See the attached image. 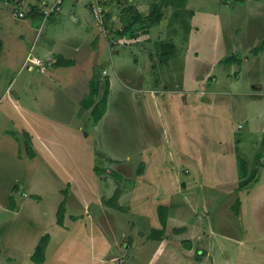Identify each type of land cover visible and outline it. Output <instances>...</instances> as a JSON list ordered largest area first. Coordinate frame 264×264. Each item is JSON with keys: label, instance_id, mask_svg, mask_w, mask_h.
<instances>
[{"label": "crops", "instance_id": "0c3cea01", "mask_svg": "<svg viewBox=\"0 0 264 264\" xmlns=\"http://www.w3.org/2000/svg\"><path fill=\"white\" fill-rule=\"evenodd\" d=\"M11 1L8 2V6H11L9 9L3 8L6 6L5 2L0 1L3 3V7L0 6V36L3 41L0 60L3 62L2 69H15L18 74L22 68L27 67L29 72L21 84L23 91L30 92L32 96L29 94L21 98L8 96L0 102V107L5 105L7 111L3 114L4 123H8V126L7 124L2 126L3 135L7 137L0 140L3 142L0 147L5 148L10 157L16 160L30 159L31 166L28 168V180H24L22 185L18 182L13 185V188L16 186V190L12 189L15 193L11 194L15 196L18 207L8 208L11 194L5 202L0 201V227L2 210L9 212L10 222L7 224L10 232L15 235L14 238L8 237L6 240L0 232V241L4 239V245L0 244V264H62L64 256L70 250L78 252L76 249L82 247L83 240L87 249L79 251L78 254L89 250L92 264L98 262L118 264L115 257L106 258L112 248L111 240L113 244L114 242L110 238V231L106 232L100 224L114 231L112 226L117 227L118 219L129 218L136 224L131 223L128 235L132 240L133 237L136 239L140 236L138 243L136 241L132 243L133 252L136 253L137 248L140 252L144 247L149 248L147 258H142L143 254L139 252L138 257L129 258L128 264H139L140 262H136L139 259L144 264H237V250L247 251L250 257L251 253L260 254L256 248V241L260 240L264 244V234L260 237L255 233L248 235L249 229L253 231V226L245 223L250 220L249 217L252 218L249 214L252 205L261 201L257 200L256 195L264 186V112L257 116H262L261 123H257L258 118L255 115L251 116L252 127L245 125L243 131H240L243 124L239 123L236 135L229 134L230 131L225 126H222L215 135L213 123L200 134L201 143L205 141L212 143L218 150H216L218 157L229 159L235 168L236 179L226 189L236 191L235 198L239 199L240 204L238 212L233 210V215L229 212V204L227 210L231 216L236 215V220L241 222V225L239 222L236 224L237 229L241 228L240 232L236 231V236L218 235L214 231L216 228L201 223L203 222L201 217V224L197 227L196 220L190 221L188 217L187 223L185 221L187 215L185 217L179 215L180 211L190 212L186 208L190 202L186 201V197H182V193L177 189L179 180L182 179V170L197 173L201 171L206 174L205 178L202 177L204 186L200 188L198 184L197 192L203 187L210 188L205 167V153L208 148L203 150L201 148L200 156L197 157L186 146V143H191L193 139L192 117L199 114L207 116L210 112H206V109L208 110L213 102L218 106L217 99L219 101L227 99L226 92L230 90L210 89L206 86V77H213L212 67L222 56L210 49L218 46V43L225 45V42L224 39L216 37H211L212 40L193 38L192 31L200 27L206 29V24L196 21L199 10L191 5V0H184L182 4L183 16L179 19L186 17L184 23L168 21L165 18L166 14L159 22L149 23L138 19L137 13L142 15L148 12L152 0H106L108 11L104 24L94 19L89 0H64L59 11L49 17L39 16L42 18L41 26L34 25L32 22L35 18L29 14L16 19L11 9L15 4L19 10L25 9L28 12L37 0H23L24 7L20 5L21 0ZM135 17L138 21L133 22L136 20ZM214 18L213 30L220 21L217 16ZM42 26L45 34L43 31L40 32ZM4 27L9 34L14 29V40L5 38ZM208 41H212L213 44L208 52L202 54L198 47ZM166 43L173 44L174 48L167 46ZM151 46L157 49L155 57L150 55ZM57 55L74 60V63L56 65L53 62L56 61ZM30 57L41 58V62L36 63L29 59ZM101 70L102 72L105 70L106 73L100 75ZM94 72L100 75V94L105 75L110 79L106 109L96 122L92 119L90 109H84L80 104L90 91V79ZM163 78H170L172 82L168 83ZM233 80H236V77ZM115 82L119 84L121 103L112 101ZM253 83L252 89L237 91L236 80L235 93L255 98L258 105L262 106L264 93L260 91L264 88L258 81L254 80ZM129 92L133 98L131 102ZM49 94L58 100L51 103L52 108L60 109L55 113L56 116L49 112L50 103H45L46 106L43 103L39 104L42 95L52 102V99L48 98ZM131 105L135 109L132 113L126 112L125 117L132 114L139 116L130 122L125 120L128 123L126 126L133 127L130 130L125 127L123 130L134 133L135 137H142L136 155L123 152L125 149L119 151L113 140L101 144L102 138L98 140L95 131V128L102 124H107L109 130H115L117 121L123 119L121 113L123 115ZM225 107L227 114L234 113V105L228 103ZM169 111L170 114H167ZM70 116L76 120H67ZM225 121L228 124V118H225ZM24 132L30 134L35 151L34 157L26 154ZM182 140L184 148H178L176 143ZM79 155L89 158L91 169L94 171L91 177L86 176L84 169L77 164L76 158L79 159ZM238 155L244 157L248 163V173L244 178L239 176ZM97 158L110 165L96 164ZM191 162L195 166L188 165ZM140 164H143V170L137 174L135 167ZM96 169H100L101 172L98 173ZM110 170L132 181L131 186H126L130 185L129 182L114 177L109 173ZM48 174L55 175L59 180L56 183L57 193L53 196L55 202L52 206L55 222L58 206L64 198L62 189L66 188L68 191L64 225L56 222L53 229L39 227L40 230L34 237L21 241L17 234L21 230L16 228V223L26 224L25 219L31 222L34 218L40 222L44 219L43 207L46 198L44 188L49 184ZM184 176L190 177V174ZM95 196H100L98 202L93 200ZM159 204L168 206L166 231L160 238H150L152 229L162 228L157 211ZM93 206L98 213L105 215L102 216L100 223L94 222L93 215L96 217L97 214ZM244 209L245 212L248 211V216L244 214ZM209 211L207 203L204 202L200 216L209 214ZM72 215L78 218L72 219ZM113 216L116 217L114 222H103V218L111 220ZM181 218V223L176 225L177 219ZM94 224L101 233L99 237L90 235L88 230L90 225ZM173 227L179 230L175 232L170 230L174 229ZM46 232L50 234V239L45 249V260L35 262L31 259V254L40 237ZM256 233L262 234V231ZM220 236L222 238H219ZM98 238L104 242L99 253L96 252ZM214 240L222 245L228 243L229 246L220 247L221 252L217 253L212 248L215 245ZM232 245L236 248L233 249ZM228 249H233L235 256L230 254L226 256ZM127 259H123L120 264ZM68 264H73V261H69Z\"/></svg>", "mask_w": 264, "mask_h": 264}, {"label": "rangeland", "instance_id": "374dc122", "mask_svg": "<svg viewBox=\"0 0 264 264\" xmlns=\"http://www.w3.org/2000/svg\"><path fill=\"white\" fill-rule=\"evenodd\" d=\"M5 2L4 4L6 6L3 7V3L0 2V6L9 9L11 6H8V2H12L11 0H0ZM22 4L21 6H25V1L21 0ZM153 2H165V0H152ZM177 4L174 3H168L164 6L163 11L164 14H166L165 18L171 20L172 22L176 23H184L185 18L179 19L181 16H183V10H182V3L177 0ZM39 2L37 0L36 4ZM163 2V3H164ZM191 5L194 6L199 10L198 18L196 19L197 22L200 24H206V29L204 27H200L199 29H194L192 31L193 38L195 40L206 38V40H212L213 38H218L223 40L225 42V45L223 43H218V46H216L213 49H210L213 42L208 41L205 45L199 46L198 49H200L201 53L204 54L210 50L217 51V53L221 54V59L216 62L215 66L212 67L213 77L215 78H208L206 77L205 83L206 86L210 89H230L227 90L226 96L227 99L220 100L217 99L218 106L212 103L211 107L206 109V112H210L207 116L203 114L196 115L192 117L191 125H192V134L193 139L191 140V143H186L187 148L191 149V153L195 156H200L201 148L202 150L205 148L207 149V152L205 153V164H206V173H207V181L210 183V188L203 187L201 191L197 192L196 186L199 184L198 187H202L203 185V178H205V173L199 171L197 172H191L187 170H182V179L179 180V185L177 189L179 192L182 193V197H186V201L190 202V204L187 205V210L190 212L185 213L184 211H180L179 215L185 218V221L188 223V217L189 220H196V226L199 227L201 223L203 225L210 224L217 234H228L236 236V231L240 232V229H237L236 224L239 222L241 225V222L237 219L236 215L231 216L230 214H234V203L236 200V191L232 192L233 190H227L226 188H229L230 185L234 183L235 178V168L231 164L232 161H230L227 158H219L218 154L216 152V147L212 145V143H208L205 141V143H201V136L203 129L206 128L208 125H213V130L215 135H217V131L221 129L222 126H225L230 132L234 133L236 135V129H238V124L242 123L243 127L240 129V131H243L245 129V125H249V127H252V120L251 116H258L260 112H264V100L261 103L262 106L258 105V102L255 100V98H247L245 95H238L236 94V80H237V91H244L245 89H252L253 82L258 81L260 84H262L264 88V49L260 51L258 54H252L251 48L255 45H257L260 40L264 37V0H191ZM12 5V4H10ZM14 6V7H13ZM12 11L14 12V17L16 19H21L25 16H28V12L25 9H18V5H13ZM38 6V4H37ZM9 7V8H8ZM40 11L41 17H49L45 16L40 8L38 7ZM108 9V7H107ZM18 10L23 12V16H20V13L18 14ZM10 11V10H9ZM108 11V10H107ZM55 13V12H54ZM186 12V16H187ZM214 16H217L220 18V21L217 22V28L213 30L212 25H215ZM39 19V20H38ZM41 19L42 18H35L33 19V24H38L41 26ZM29 20V18H28ZM198 27V26H197ZM6 27H4L3 34L5 38H10L11 40H14V29L12 30V33L9 34L8 30H5ZM209 28V29H207ZM43 31V34H45V30L43 29V26L40 29V32ZM183 31V30H182ZM42 34V35H43ZM182 34V33H181ZM184 35V34H182ZM153 43V40L151 41ZM12 42H10L11 44ZM26 45L27 42H25ZM236 45L238 47H236ZM136 46V45H133ZM118 49V46H116ZM125 47H121V49H124ZM152 48V46H151ZM152 48V55L155 57L157 55V49ZM161 52V50H160ZM230 54H237L240 57H242L243 61H241L239 64H230L225 63L223 61V58L225 56H228ZM247 56V57H246ZM249 56V57H248ZM162 57V54H161ZM32 57H30L31 59ZM214 58V57H212ZM245 58V59H244ZM175 63H172L174 65ZM3 62L0 60V102L2 99L6 97H12V98H21L25 97L28 94L30 96V92H24L23 91V85L21 84L26 77V73L29 72L27 67L21 69V72L19 74L14 69H2ZM104 73L105 70L103 71ZM102 70L99 71V74L102 75ZM235 72V73H234ZM113 74V73H112ZM228 76V77H227ZM65 77V76H64ZM63 77V78H64ZM229 77L231 79H229ZM236 77V80H233V78ZM164 81L170 83V78L165 79ZM172 80V79H171ZM21 84V85H20ZM219 89V90H223ZM28 90V88L26 89ZM113 90H115L113 94L112 101L117 102L120 101V98L122 96L121 92L119 90V84L115 82V85L113 86ZM24 92V94H23ZM119 92V94H118ZM264 93V90L260 91ZM245 96V97H244ZM130 102L133 101V98L131 96V92H129L128 95ZM135 97V95H134ZM49 99H52V102H50L45 95L41 96V99H39V104L50 103L48 108L50 107L49 112L55 113L59 112L60 109L56 107H51L54 102H57L58 100L54 98V95L49 94ZM222 98V97H218ZM117 99V100H115ZM207 103L208 100L206 99ZM130 102L128 103L130 105ZM231 103L234 105V113H228L227 109L225 107V104ZM6 104V103H5ZM47 105V104H46ZM45 105V106H46ZM118 105V104H117ZM113 107H115L113 105ZM135 109L134 106L131 105L130 108L126 109L125 112L121 113V120H118L115 124V130H109L107 124H102L101 126H97L95 128L96 131V138L99 140L101 139V144H105L107 141L113 140L114 145L119 149V151L123 152H129L132 155H136L137 153V146L140 143L139 141L142 140L141 136L135 137L134 133L125 132L123 129L127 127V130H130L133 126H126L128 123L126 121H132L136 118H138V114H132L130 116H126V112L132 113ZM217 109V110H216ZM5 105H2L0 107V140L6 139L5 135H3V129L2 126L8 123H4V116L3 114L6 113ZM197 113V112H196ZM170 114V111L167 113ZM195 114V111L193 110V115ZM243 115V116H242ZM56 116V115H55ZM225 118H228V124L225 121ZM257 123H261L262 116L257 117ZM215 119V120H213ZM67 120L75 121L76 119L73 118V116H70ZM126 120V121H125ZM10 128H15L13 126H10ZM106 130V131H105ZM3 142L0 141V145H2ZM247 145V144H246ZM176 146L178 148H184V141H177ZM212 146V147H211ZM218 151V150H217ZM77 164L81 165V167L85 171V175L88 177H91L94 174V171L91 169L89 158L85 155H79V159L76 158ZM100 164L101 166L104 165H110V163L105 162L104 160H100L99 158L96 159V164ZM190 166H195L193 162L189 163ZM31 166V160L25 159L24 161H19L18 159H14L13 157H10L9 153L5 150V148L0 147V201L5 202L7 200L8 196L13 192L12 189L15 182L24 184V180H28V168ZM139 166L136 165L135 170L137 172ZM190 174V177H186L184 175ZM203 177V178H202ZM263 178V177H261ZM48 183L49 184H56L59 182V180L56 178L55 175L48 174ZM263 180V179H262ZM101 182V181H100ZM102 183V182H101ZM130 183V182H129ZM128 183V184H129ZM47 184L46 188H44V191L46 193L45 198V204L43 207V215L44 219L42 222L37 221V219L34 218V221H28L26 220V224L22 223H16V228L20 229V233L18 234V238L21 241L30 239L31 237H34L37 232H39L40 228L48 227L50 229H53L55 226V213L53 209V204L55 202V199L53 196L57 193L56 186H50ZM130 185L126 186H131ZM99 187L102 190V186L99 183ZM105 190V189H104ZM109 191V190H108ZM203 193L205 196H203ZM106 195V193L104 194ZM100 197V196H99ZM99 197L95 196V201H99ZM197 197V198H196ZM257 201L255 204L252 205L251 210L249 211V214L252 216L249 217L250 220L247 221L245 224L250 226V224L253 226V231L249 229L248 235H251V233H255L258 237L264 234V186L261 187L258 191V195H256ZM182 201V200H181ZM204 202L207 203V207L210 209L209 214L205 213L204 217L203 215L200 216V212L202 211V205ZM229 204V212L227 210V206ZM109 207V206H108ZM191 208L193 210H191ZM94 211L96 212L97 216L94 217L95 224L98 222H102V215L98 213L96 210V207L93 206ZM248 210L249 207H246ZM90 213H92L91 209L89 210ZM100 214V215H99ZM189 214H191L189 216ZM244 214L248 216V211ZM109 215V214H108ZM2 225L0 227V232L2 236L5 237L7 240L8 237L14 238L15 235L10 232V227H8V222H10V213L5 212L2 210ZM197 216V218H196ZM110 217V216H109ZM200 217L203 219V222L200 223ZM119 218V217H118ZM116 220V217L113 216L111 220L108 218H103V222H114ZM181 219H177L176 225H179L181 223ZM184 221V220H183ZM136 224L135 221H133L131 218L129 220H121L118 219L116 221L117 227H113V230L111 228L108 229L107 226L102 225V228L106 232L110 231V238L113 239L114 244L112 243V240L110 242L111 244V250L106 255V258H116L118 264L121 263L123 259H128L123 264H128L130 262V259L132 256L138 257L140 250H136V253L133 252L131 246L133 241L139 242V237L135 239L133 237V240L131 239V236L128 235L130 233V227H132V224ZM90 225L88 230H90V235L99 237L101 233L97 229L96 225ZM191 224V222H190ZM4 225V226H3ZM170 228V227H169ZM172 228V226H171ZM174 228V227H173ZM249 228V227H248ZM120 230V231H119ZM169 230V229H168ZM173 231V229H170ZM257 231H262V234L256 233ZM122 233V234H121ZM126 233V235L124 234ZM135 235L136 233H132ZM125 235V236H124ZM217 235V236H218ZM216 236V237H217ZM145 237V236H142ZM219 238H222L221 236ZM4 239L0 241V244H3ZM215 245L212 247L215 252L220 253V247L226 246L228 247L229 244L222 245L219 241L214 240ZM83 243L82 247L79 249H76L79 251H83L84 249H87V245H85V241H81ZM257 243V251L260 252V254H252L251 257L250 254L245 250H237L236 251V260L237 264H264V244L262 241L258 240ZM104 245V242L98 238L97 239V245H96V252L99 253V251L102 249ZM233 249L236 248L235 245L231 246ZM149 247H144L141 249V256L142 258H147V251ZM232 250H226V256L230 254V256H235V252ZM53 252V251H52ZM78 252H72L71 250L64 256L62 264H68L69 261H73V264H90L91 263V255L90 251L86 250L85 252H82L78 254ZM240 252H242L240 254ZM51 255V253L49 254ZM51 256V260H52ZM136 262H140L139 264H144L142 261L137 260ZM60 264V263H59ZM92 264V263H91ZM98 264H102L98 262Z\"/></svg>", "mask_w": 264, "mask_h": 264}, {"label": "trees", "instance_id": "16d2710c", "mask_svg": "<svg viewBox=\"0 0 264 264\" xmlns=\"http://www.w3.org/2000/svg\"><path fill=\"white\" fill-rule=\"evenodd\" d=\"M179 1L182 4L184 2V0H179ZM163 2H159V3L152 2L148 12L143 13L142 15L140 13H137L138 19H141V20L143 19L149 23L159 22L164 16L163 8L166 4L174 3L175 5H178L177 0H165V2L164 3ZM105 3H106V0H105ZM89 5H90V2H89ZM28 14L32 18H37L40 16L41 13L38 9L37 4L31 5V9L28 12ZM106 21H107V11L105 13L103 24ZM135 21H138L137 18H136V20L135 19L133 20V22H135ZM166 44H167V46L171 47L172 49L174 48L173 44H169V43H166ZM2 46H3V41H2V38L0 36V52L2 50ZM263 49H264V37L260 40V42L257 45H255L251 48L250 53L258 54ZM56 58H57L56 61L53 62L56 65L57 64L58 65H68V64L74 63V60L64 59L61 55H57ZM223 61L225 63H234V62L240 63L243 60L237 54H230L228 56H225L223 58ZM100 84H101L100 75L97 72H94L91 79H90V91L80 101V104L84 109H90V114H91L94 122L98 121L102 117V115L104 114L105 109H106L107 96H108L109 87H110L109 76L105 75V77H104L103 90H102L101 94H100V92H101L100 91ZM24 135L26 137V141H25L26 154L29 157H34L35 151H34L33 146H32L30 134L28 132H24ZM237 158H238L239 176H240V178H244L247 176V173H248V163H247L246 159L240 155H238ZM142 170H143V164H140V166L137 169V174L142 173ZM96 171H98V173L101 172L100 169H96ZM109 173H111L114 177H116L118 179L124 180L125 182H130V183L132 182L130 180L124 179V177H122V175L116 171L110 170ZM14 190H16V186L14 187ZM62 193L64 195V198L61 200V202L58 206L57 212H56V217H57L56 222L60 225H64V218H65V212H66V197L68 194L67 189L66 188L62 189ZM34 196L38 197L37 195H34ZM239 204H240L239 199L235 200L234 207H233L235 212H238ZM17 207H18V205L16 202V198L13 194H11L9 196V199H8V208L16 209ZM157 211H158L160 222L162 224V228L161 229H152L151 233L149 235L150 238H160L166 231L168 206L164 205V204H159L157 206ZM77 218H78L77 216L72 215V219H77ZM178 230H179V228L173 229L174 232L178 231ZM49 239H50V234L48 232L44 233L40 237L38 244L36 245L33 253L31 254V259L33 261L43 262L45 260V249H46V246L48 244ZM0 254H1V248H0Z\"/></svg>", "mask_w": 264, "mask_h": 264}, {"label": "built area", "instance_id": "2783aa9c", "mask_svg": "<svg viewBox=\"0 0 264 264\" xmlns=\"http://www.w3.org/2000/svg\"><path fill=\"white\" fill-rule=\"evenodd\" d=\"M64 0H39L38 7L45 16H50L54 12L61 9ZM90 8L94 19L103 24L105 13L107 11L105 0H89ZM23 16V12L18 10V14ZM30 59V58H29ZM31 60L36 61V63L41 62V58H31Z\"/></svg>", "mask_w": 264, "mask_h": 264}]
</instances>
